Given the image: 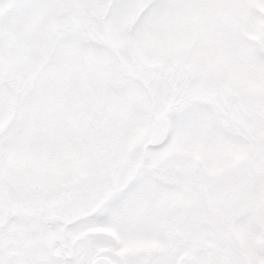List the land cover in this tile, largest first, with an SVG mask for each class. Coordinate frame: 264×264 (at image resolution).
I'll return each instance as SVG.
<instances>
[{
	"label": "rangeland",
	"instance_id": "374dc122",
	"mask_svg": "<svg viewBox=\"0 0 264 264\" xmlns=\"http://www.w3.org/2000/svg\"><path fill=\"white\" fill-rule=\"evenodd\" d=\"M108 252L264 264V0H0V264Z\"/></svg>",
	"mask_w": 264,
	"mask_h": 264
},
{
	"label": "flooded vegetation",
	"instance_id": "af4514ba",
	"mask_svg": "<svg viewBox=\"0 0 264 264\" xmlns=\"http://www.w3.org/2000/svg\"><path fill=\"white\" fill-rule=\"evenodd\" d=\"M104 253V252H103ZM108 255H98L96 258H94L93 260H91L90 264H115L114 262H112L108 257L113 258L114 260H117L116 264H126L125 260L121 259L120 257H118L116 255V253H107ZM67 260H70L71 257H67L65 256Z\"/></svg>",
	"mask_w": 264,
	"mask_h": 264
}]
</instances>
